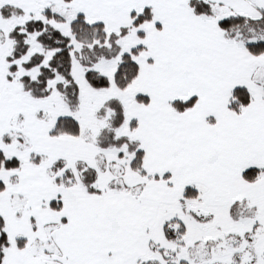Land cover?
<instances>
[{
  "label": "snow or ice",
  "instance_id": "obj_1",
  "mask_svg": "<svg viewBox=\"0 0 264 264\" xmlns=\"http://www.w3.org/2000/svg\"><path fill=\"white\" fill-rule=\"evenodd\" d=\"M0 264H264V0H0Z\"/></svg>",
  "mask_w": 264,
  "mask_h": 264
}]
</instances>
